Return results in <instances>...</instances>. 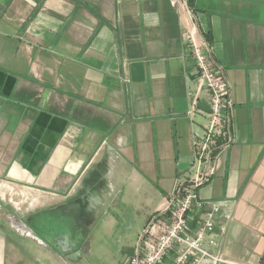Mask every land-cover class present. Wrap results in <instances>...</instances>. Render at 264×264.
Here are the masks:
<instances>
[{
  "label": "crops",
  "instance_id": "obj_1",
  "mask_svg": "<svg viewBox=\"0 0 264 264\" xmlns=\"http://www.w3.org/2000/svg\"><path fill=\"white\" fill-rule=\"evenodd\" d=\"M188 30L232 101L198 188L209 248L264 264V0H0V264H94L99 206L143 199L144 225L192 175L209 94Z\"/></svg>",
  "mask_w": 264,
  "mask_h": 264
},
{
  "label": "built area",
  "instance_id": "obj_2",
  "mask_svg": "<svg viewBox=\"0 0 264 264\" xmlns=\"http://www.w3.org/2000/svg\"><path fill=\"white\" fill-rule=\"evenodd\" d=\"M183 39L195 60L197 88H204L209 94L208 123L204 134L194 141L192 175L178 179L165 203L151 213L125 264H218L225 261L209 248L216 243L215 218L220 211L219 203L201 198L198 188L210 180L218 152L231 141L230 88L220 68L211 64L207 50L197 42L194 30L185 31Z\"/></svg>",
  "mask_w": 264,
  "mask_h": 264
},
{
  "label": "rangeland",
  "instance_id": "obj_3",
  "mask_svg": "<svg viewBox=\"0 0 264 264\" xmlns=\"http://www.w3.org/2000/svg\"><path fill=\"white\" fill-rule=\"evenodd\" d=\"M99 207H106V211L97 213L98 218L87 237L88 246L93 247L95 252L91 255L92 262L122 264L119 259L130 253L136 234L143 225L144 201H126L124 204L119 203L118 207L111 206L110 209L105 203Z\"/></svg>",
  "mask_w": 264,
  "mask_h": 264
},
{
  "label": "flooded vegetation",
  "instance_id": "obj_4",
  "mask_svg": "<svg viewBox=\"0 0 264 264\" xmlns=\"http://www.w3.org/2000/svg\"><path fill=\"white\" fill-rule=\"evenodd\" d=\"M84 243V242H83Z\"/></svg>",
  "mask_w": 264,
  "mask_h": 264
}]
</instances>
